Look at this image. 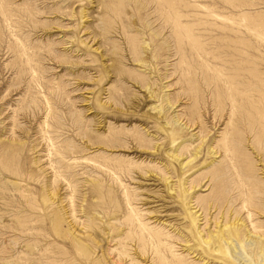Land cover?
Returning <instances> with one entry per match:
<instances>
[{"label": "rangeland", "instance_id": "obj_1", "mask_svg": "<svg viewBox=\"0 0 264 264\" xmlns=\"http://www.w3.org/2000/svg\"><path fill=\"white\" fill-rule=\"evenodd\" d=\"M263 237L264 0H0V264H263Z\"/></svg>", "mask_w": 264, "mask_h": 264}, {"label": "bare ground", "instance_id": "obj_2", "mask_svg": "<svg viewBox=\"0 0 264 264\" xmlns=\"http://www.w3.org/2000/svg\"><path fill=\"white\" fill-rule=\"evenodd\" d=\"M200 134V133H199ZM185 147H186V145H185ZM185 149V148H184ZM245 202V201H244ZM246 204H248V203H246ZM208 206V205H207ZM245 206V205H244ZM255 209V208H254ZM240 210H241V207H240ZM242 211V210H241ZM240 214V213H239ZM250 216H252V215H250ZM242 223V222H241ZM243 225V224H242ZM245 225V224H244ZM237 226V225H236ZM245 227V226H244ZM255 229V228H254ZM257 229V228H256ZM245 230H247V229H245ZM246 234V233H245ZM252 234V233H251ZM250 234V235H251ZM208 235V234H207ZM254 235H256L255 233H254ZM230 236V235H229ZM246 236V235H245ZM258 236V235H257ZM209 237V236H208ZM217 237H218V235H217ZM231 238V237H230ZM237 238V237H236ZM247 238V237H246ZM264 238V237H263ZM251 239H252V237H251ZM204 240V239H203ZM233 240V239H232ZM223 241V240H222ZM233 242V241H232ZM235 243V242H234ZM237 243V242H236ZM229 245V244H228ZM215 246V245H214ZM233 246V245H232ZM236 246V245H235ZM234 246V247H235ZM215 248V247H214ZM209 249V248H208ZM233 249H235V248H233ZM216 250V249H215ZM231 250V249H230ZM258 253H260V252H258ZM257 253V254H258ZM263 255V254H262ZM262 260H264V258L262 259ZM261 261V260H260ZM263 264H264V262H263Z\"/></svg>", "mask_w": 264, "mask_h": 264}]
</instances>
